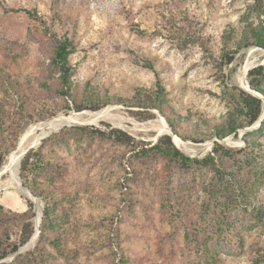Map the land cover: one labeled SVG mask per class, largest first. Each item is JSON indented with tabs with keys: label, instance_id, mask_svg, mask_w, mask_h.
Listing matches in <instances>:
<instances>
[{
	"label": "rangeland",
	"instance_id": "obj_1",
	"mask_svg": "<svg viewBox=\"0 0 264 264\" xmlns=\"http://www.w3.org/2000/svg\"><path fill=\"white\" fill-rule=\"evenodd\" d=\"M246 17L253 27L264 21V0H0V45L8 41L21 51L15 60L0 51V155L13 153L30 127L78 113L69 97L55 96L43 85L52 75L48 85L53 86L58 76L48 67L54 37H68L73 43L70 63L78 89L134 101L140 90L156 91L159 83L177 137L195 147L212 143L215 129L225 125L234 108L236 94L230 96L229 89H242L240 68L249 58L254 61L250 70L264 61V52L250 47L225 66L223 56L236 49ZM232 29L236 32L228 39ZM106 108H111L107 119L50 134L51 141L38 152L51 165L48 176L42 170L48 166L33 159L28 179L36 180L37 191L53 200L66 199L57 211L62 219L49 233L59 238L60 247L46 243L35 250L37 239L0 264H121L124 258V264H186L191 251L186 235L195 230L196 220L209 219L221 208L216 199L237 195L226 179L253 189V205L264 210V172L258 167L216 155V164L227 172L222 181L205 168L185 169L159 155L136 158L142 147L150 148L167 135L158 130L164 116L127 104L101 110ZM147 112L154 118L144 120ZM83 128H116L141 143L136 148L120 146ZM201 135L209 139L192 140ZM228 137L239 146L218 144L234 152L244 148L239 135ZM261 142L264 150V137ZM215 148L199 157L185 152L202 160ZM228 172L235 173L238 183ZM7 188L0 189V254L21 242L25 223L35 224L38 205L42 217L44 210L41 198L34 196L35 206L25 194ZM236 202L238 211L245 209L241 200ZM237 217L248 220L244 212ZM260 220L252 216L256 223L243 232L242 248L221 253L217 264H264V218ZM233 243L237 247L240 242Z\"/></svg>",
	"mask_w": 264,
	"mask_h": 264
},
{
	"label": "trees",
	"instance_id": "obj_2",
	"mask_svg": "<svg viewBox=\"0 0 264 264\" xmlns=\"http://www.w3.org/2000/svg\"><path fill=\"white\" fill-rule=\"evenodd\" d=\"M258 1L260 2V0ZM254 8H257V4L254 6ZM258 17H260V15ZM244 20L245 27L241 38L237 40L235 44L236 49L233 52H229L223 56L225 66L230 65L234 61L237 53L244 49L258 47L261 50H264V21H261L260 19L258 26L253 27L248 17H246ZM235 32V29H232L231 32H228V39H231ZM49 48L51 53L48 67L51 69L52 73L55 72L58 74V76L53 78V81H56L53 86L50 87L48 85L49 82H51L52 75L48 76L46 80L43 81V85L47 88V90L51 89L54 93L53 95L55 96L61 98L69 97L73 101L74 107L72 109H74L76 112L80 113L85 110L96 112L108 105L115 103L124 105L127 104L133 107H142L144 109L155 110L159 112V114L163 115L167 120L172 131L175 134L177 133L173 127L170 117L167 115L166 110L168 107L166 103L165 91L159 83H157L156 91L149 93L146 90H140L134 101L116 99L113 97L108 98L103 93L99 91L96 92L94 89H91V91L86 88L78 89L72 81L74 71L70 63V57L73 54V43L70 38L54 37L50 41ZM0 51L3 55H5L7 58H11L12 60L17 59L21 55L20 48L16 44H11L8 41L1 43ZM247 78L250 89L256 93H259L264 98V66H259L250 70ZM0 79L3 78L0 77ZM229 91L230 96L236 94V97L234 95L232 99L234 108L230 110L225 125L221 126L220 128H216L214 131V136L219 140H224V138L231 135L237 137L240 130H244L253 126L264 113V103L261 98L256 97L244 89L233 88L229 89ZM67 109V111H69V106H67ZM154 116V114L147 112V115L143 119H153ZM83 130L90 132L93 136L101 140L109 141L113 144L124 147L136 148L141 143L128 133L116 128H112L108 132L94 128H83ZM262 137H264V121L262 122L260 128L246 132L244 134L243 141L245 146L242 150L234 152L224 148L217 142L216 148L213 151V155H210L205 159L198 160L187 156L189 154L186 153L181 146H179L176 142L174 145L170 135H165L160 138L154 146L150 148L142 147L139 152L135 154V157L140 159L151 154L159 155L171 159L185 169L192 167L193 165L205 168L212 172V176L222 179L223 181L227 172H224L222 167H220L215 162L216 155L220 154H223V156L231 159L237 158L239 163L250 168L258 167L261 173L264 172V168L261 167L264 162V150L261 142ZM208 139L209 137L204 135L192 138L195 143H202ZM50 141L51 137L44 139L41 145L36 150L31 149L21 162L20 176L23 186L28 188L35 197L41 198L44 201L43 217L40 224V235L38 237L35 250L38 248L43 249V245L46 243H49L50 245L59 244L58 247H60L59 238H57L56 235L50 236L49 233L55 229V227L60 222V219H62L60 216H57V211L58 206L61 205L60 203L65 202L66 199H50L47 197L45 192L37 191L36 187H34L36 184L35 179H28L29 173L32 171V163L34 158H37V161L42 162V166H48L42 168L44 176H48V174L52 172L50 168L51 165L47 162H44L42 155L38 154V152L44 150L45 146ZM176 147L181 149L187 155ZM10 154L6 153L0 155V170L5 165ZM228 175L233 181L237 182L235 173L228 172ZM226 183L234 188V193L237 192V195L231 196V199L227 197L222 198L223 200L221 198L220 200L216 199V205L221 208L213 210V213L209 219L200 217L196 220L198 224L195 225V230L186 235V239L191 242V251L185 257L187 262L186 264H217L219 261L218 257H220L221 253L223 254V252L226 250L229 252V248L232 249L233 247L242 248L241 246L244 245L245 241L242 237L243 232L251 231L254 228V224L257 221L260 222L262 217L264 218V210H262L261 207H257V205H253L252 203L255 194L253 189H245L241 187L240 184L232 185L227 179ZM236 199L241 200V203L246 205L245 209L238 211ZM29 206L32 208L33 204L29 202ZM249 210L251 213L247 212ZM242 212L247 215L248 220H240L237 217L238 215L242 214ZM252 216L255 218L256 222L252 221ZM63 218H65V216H63ZM200 226H206L208 228L201 230ZM34 233L35 224L32 222L25 223L22 228L21 242L19 244L10 246L8 250H5V252L0 254V260L5 259V257L7 258L8 256L17 254L20 248L30 241ZM236 240L240 242L239 245H236L237 247H235V244L233 243V241ZM42 251L43 250H41V253ZM59 253L63 255L64 251L62 248H59ZM206 258H213L214 261L206 260ZM126 261L127 259L124 258V260L121 261V264H124Z\"/></svg>",
	"mask_w": 264,
	"mask_h": 264
},
{
	"label": "bare ground",
	"instance_id": "obj_3",
	"mask_svg": "<svg viewBox=\"0 0 264 264\" xmlns=\"http://www.w3.org/2000/svg\"><path fill=\"white\" fill-rule=\"evenodd\" d=\"M251 59L249 58L246 61L247 62L246 65L242 66L239 70L237 80L240 86L245 87V80L247 78L248 71L254 65V61H252ZM110 111H111V108H106L99 112L96 111L95 113H89V114L87 113L72 114L71 113L67 118H64L63 120L56 118L51 121L42 123L40 125H35V126L30 127L22 136L21 141L18 145V148L9 156L8 162L5 164V168H4L5 173L3 172V175L0 177V189L6 188V187L13 188L19 191L20 193L25 194L26 196L25 191L22 190L21 185H20L19 171H20L21 161L26 151L28 150V148L34 145H36V147L40 146L42 141L48 135L58 132L59 129L61 130L63 127L69 126L71 123H98L104 119H107L110 117V113H111ZM85 115H87L88 117L84 118ZM158 122L160 124V127L158 129L160 133L167 132L165 124L162 121H158ZM37 129H43L44 131L42 134H38L36 132ZM174 142H176L179 146H181L185 151L190 152L197 157L203 156L209 153L213 147L210 142L206 144L204 143V145L195 147L192 144L188 142H184L179 138H175ZM222 144L230 148H234V147L239 146L240 142L234 141L233 138L228 137L222 142ZM37 213H38L37 217L34 220L35 233H37L36 228L38 224L40 225L39 221L42 215V208L40 205H38ZM36 241H37L36 239H33L28 244V247L34 246Z\"/></svg>",
	"mask_w": 264,
	"mask_h": 264
},
{
	"label": "water",
	"instance_id": "obj_4",
	"mask_svg": "<svg viewBox=\"0 0 264 264\" xmlns=\"http://www.w3.org/2000/svg\"><path fill=\"white\" fill-rule=\"evenodd\" d=\"M263 52H264V50H262ZM262 65H264V63H262L261 65H259V66H262ZM250 71V70H249ZM248 71V72H249ZM247 76H248V74H247ZM241 88L242 89H244V90H246V91H248L249 93H251V94H253V95H255L256 97H258V98H261L262 100H263V103H264V98L259 94V93H256L255 91H253V90H251L250 89V85H249V82H248V80H247V78H246V80H245V87H243V86H241ZM161 121L165 124V127H166V129H167V135H170L171 136V138H172V141H173V143H175L174 142V139L175 138H178L177 137V135L172 131V129L170 128V126L168 125V123L166 122V120L163 118V117H161ZM264 121V113H263V115L261 116V118L253 125V126H251L250 128H248V129H245V130H242V131H240V133H239V137H240V139L242 140L241 142L242 143H244V141H243V136H244V134H245V132L246 131H249V130H255V129H258V128H260L261 127V125H262V122ZM88 123H71L69 126H77V125H87ZM60 130V129H59ZM50 135H48L47 137H49ZM46 137V138H47ZM225 140V139H224ZM224 140H219V139H214L213 141H212V146H214L217 142L218 143H220V144H222V142L224 141ZM175 145V144H174ZM36 147V145H34V146H31V147H29L28 148V150L26 151V153H25V155L23 156V159H24V157L26 156V154L31 150V149H33V148H35ZM177 149H179L178 147H176ZM180 150V149H179ZM181 151V150H180ZM182 152V151H181ZM184 153V152H183ZM184 154H186V153H184ZM187 155V154H186ZM187 156H189V157H192V156H190V155H187ZM22 159V160H23ZM22 162V161H21ZM4 168H5V165L2 167V169L0 170V177L3 175V172L5 171L4 170ZM20 168H21V164H20ZM5 173V172H4ZM19 181H20V185H21V188H22V190L23 191H25V193H26V196L31 200V201H33V203L35 204V206H37V198H35L34 197V195L30 192V190L28 189V188H26V187H24L23 186V184H22V181H21V177H20V171H19ZM41 220H42V215H41V219H40V221H39V223L41 224ZM39 224H38V226H37V228H36V231H37V233H35L32 237H31V239H30V241L24 246V247H22L20 250H19V252H18V254H20V253H22V252H25L27 249H29L30 247H28V244L33 240V239H38V237H39V235H40V228H39Z\"/></svg>",
	"mask_w": 264,
	"mask_h": 264
}]
</instances>
